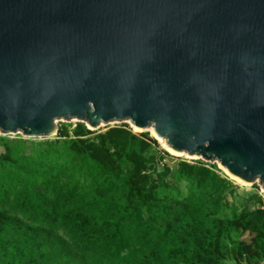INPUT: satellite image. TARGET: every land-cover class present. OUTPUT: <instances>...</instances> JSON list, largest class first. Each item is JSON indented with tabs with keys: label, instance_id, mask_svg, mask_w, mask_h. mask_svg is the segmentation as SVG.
Masks as SVG:
<instances>
[{
	"label": "water",
	"instance_id": "obj_1",
	"mask_svg": "<svg viewBox=\"0 0 264 264\" xmlns=\"http://www.w3.org/2000/svg\"><path fill=\"white\" fill-rule=\"evenodd\" d=\"M153 128L264 191V0H0V135Z\"/></svg>",
	"mask_w": 264,
	"mask_h": 264
},
{
	"label": "trees",
	"instance_id": "obj_2",
	"mask_svg": "<svg viewBox=\"0 0 264 264\" xmlns=\"http://www.w3.org/2000/svg\"><path fill=\"white\" fill-rule=\"evenodd\" d=\"M0 146V264H264L263 196L216 164L172 167L149 133L77 123Z\"/></svg>",
	"mask_w": 264,
	"mask_h": 264
},
{
	"label": "rangeland",
	"instance_id": "obj_3",
	"mask_svg": "<svg viewBox=\"0 0 264 264\" xmlns=\"http://www.w3.org/2000/svg\"><path fill=\"white\" fill-rule=\"evenodd\" d=\"M78 122H76V121H73V122H59L58 123V125H59V128L60 127H62V126H64V125H69V124H72V125H75V124H77ZM125 125H129V127L130 128H132L131 127V125L130 124H127V123H120V124H115V125H109V126H103V127H101L100 129H98V130H95V131H99V132H102V131H118L119 130V128L121 127H124ZM132 130L135 132V133H149L150 135H151V137H153L158 143H159V145H160V149L162 150V151H165L166 153H168L169 154V156H170V158H167L166 159V162L169 164V165H171L172 167H174L180 160H187V161H189V162H191V161H194V160H197V159H190V158H188V157H186V156H181L180 154H176V153H174V152H172V151H169L164 145H163V143L156 137V135L152 132V131H150V130H148L147 132H143V131H141V130H138V129H133L132 128ZM1 136V135H0ZM10 138H14L15 136L14 135H11V136H9ZM2 152V147L0 146V153ZM211 164V163H210ZM219 168V167H218ZM221 171H222V173H224L226 176H228L231 180H233L239 187H241V189H240V191L241 192H245V193H253V192H258V193H260L262 196H263V198H264V191H263V189H262V187L259 185V184H255V186L254 185H247V184H242V183H240L239 181H237V180H235V179H233L224 169H221V168H219ZM258 189V190H257Z\"/></svg>",
	"mask_w": 264,
	"mask_h": 264
},
{
	"label": "bare ground",
	"instance_id": "obj_4",
	"mask_svg": "<svg viewBox=\"0 0 264 264\" xmlns=\"http://www.w3.org/2000/svg\"><path fill=\"white\" fill-rule=\"evenodd\" d=\"M134 129H136V128H134ZM139 130V129H138ZM150 131H152L154 134H155V132H154V130H153V128H150L149 129ZM156 135V134H155ZM156 137H157V135H156ZM158 138V137H157ZM159 139V138H158ZM162 143H163V145L169 150V151H172V152H174L172 149H170L169 147H167V145H166V143H165V141L163 140V139H159ZM174 153H176V152H174ZM176 154H179V153H176ZM181 156H183L184 154H180ZM184 156H186V155H184ZM186 157H188V156H186ZM189 158V157H188ZM190 159H196V158H190ZM225 170V169H224ZM226 171V170H225ZM227 172V171H226ZM228 173V172H227ZM229 174V173H228ZM233 179H235V180H237V181H239L240 183H242L239 179H237L236 177H234V176H232V175H230ZM243 185H244V183H242Z\"/></svg>",
	"mask_w": 264,
	"mask_h": 264
}]
</instances>
